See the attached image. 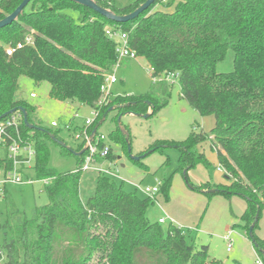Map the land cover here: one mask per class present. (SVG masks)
I'll return each instance as SVG.
<instances>
[{
  "label": "trees",
  "instance_id": "1",
  "mask_svg": "<svg viewBox=\"0 0 264 264\" xmlns=\"http://www.w3.org/2000/svg\"><path fill=\"white\" fill-rule=\"evenodd\" d=\"M95 1L122 16L145 0H133L124 7H116L112 0ZM21 2L0 0V20ZM158 4L170 10H154ZM67 10L78 17L66 14ZM110 27L127 35L129 50L147 63L152 79L177 74L182 98L201 117L214 119L208 133L192 129L181 142H154L136 156L162 154L165 148L177 147L178 169L184 171L188 182L187 172L195 164L211 166L198 151L208 142L229 181L228 185L213 186L218 189L213 193L245 200L238 227L248 237L253 225L252 238L248 239L257 254H264V240L254 235L264 210V0H156L126 23L108 21L69 0H31L17 21L0 29V117L13 109L26 111L34 128L28 129L22 118L20 131L34 145L32 173L36 181L48 180L44 190L49 202L36 207L30 218L17 211L6 214L0 223V264H223L209 256L207 246H197L194 231L150 222L146 212L153 201L135 190H124L107 176L96 173L93 194L83 202L79 188L86 153H74L82 150L84 141L78 140L75 149L58 146L49 133L66 145L58 136L60 130L43 127L36 109L17 97L18 80L25 77L35 86L47 83L48 95L54 101L96 110L103 96L100 87L104 75L116 62V43L105 35ZM27 39L32 43L27 44ZM17 43L23 47L6 57L3 46ZM228 54L231 69L219 70ZM164 105L151 101L147 94L111 96L90 126L70 120L65 129L73 136H82L97 127L98 136L108 109L124 106L112 111L116 113V129L106 138L110 148L106 160L112 161V144L130 154L129 136L121 133L117 117L125 113L145 115L149 107L153 115ZM103 117L104 122L98 125ZM49 143L57 145L62 156H73L76 169L58 173L50 168ZM102 145L104 141L98 148ZM142 159L130 160L149 173ZM11 165L5 156L0 159V170ZM169 187L170 178L161 180L158 196L165 201ZM211 187L205 183L197 189L213 194L208 191Z\"/></svg>",
  "mask_w": 264,
  "mask_h": 264
},
{
  "label": "rangeland",
  "instance_id": "2",
  "mask_svg": "<svg viewBox=\"0 0 264 264\" xmlns=\"http://www.w3.org/2000/svg\"><path fill=\"white\" fill-rule=\"evenodd\" d=\"M112 1L117 7L133 2V0ZM154 9L164 10L159 4ZM65 13L74 19L78 17L74 11L67 10ZM6 47L7 45H4L3 50ZM230 60L231 56L228 54L226 62L219 67V70H230ZM115 77L117 82L110 88L113 97L147 94L151 101L165 105L148 118L127 113L121 115V125L129 136L130 154L127 156L120 146L112 144V157L116 160L112 162L115 165H111L110 170L123 181L118 178L112 180L122 185L124 190L134 191L130 183L138 182L143 187H153L164 178H170L168 201L158 196L147 209L146 217L150 222L161 224L160 218L172 217L179 223L194 226L197 246H207L209 256L223 264H233L236 261L241 264H254L256 260L264 264V254H257L247 235L238 227L241 224L240 217L245 210V200L241 196H232L228 199L220 193H213L218 190L213 186L228 185L229 181L223 177L222 172L216 170L218 163L208 142L202 144L198 151L203 153L206 159L209 158L211 166L208 168L203 164H195L187 172L188 182L183 177L184 171L181 172L178 169L180 149L177 147H168L163 149L162 154L153 152L143 158L141 162L149 167V173L139 169L137 164L130 160V156H136L145 151L154 142H181L188 137L192 129L208 133L214 125L213 117H201L187 104L181 96L178 78L172 77L169 81L161 82L153 81L147 63L141 58L124 60L115 71ZM160 78L164 79V77ZM18 84L20 90L17 92V97L36 109V118L41 125L53 131L59 129L58 136L68 148L75 149L78 140H75L73 134L68 133L65 127L70 120L83 126L84 119L90 117V109L75 103H62L50 99L47 83L35 86L27 78L21 77ZM31 93H34L36 97L31 98ZM75 114L77 117L74 116ZM115 115V112L108 114L105 122L99 127L98 134L108 138L115 131L116 125L113 121ZM36 118L33 120L37 124ZM53 121L57 123V127L51 128L50 123ZM3 156L4 152L0 150V158ZM166 158L168 161L165 164ZM110 162H105L103 167H108ZM48 165L58 173L71 172L77 167L75 158L62 156L59 147L54 143H49ZM26 173L32 183H28L25 179L22 183L6 182L1 186L0 223L4 222L7 213L17 211L26 218H30L36 207L48 204L43 182L35 180L32 170ZM95 178V172L89 171L82 174L79 191L83 202L93 194ZM1 180H3V173L0 170ZM200 182L211 185L212 189L208 191L213 194H206L204 192L207 190L197 189L202 185ZM137 194L143 197L141 193L137 192ZM167 224L168 222L165 221L161 226L165 228ZM229 230H232L230 235L232 251L226 250L228 241L224 239ZM254 235L264 240V210L260 214ZM1 243L2 233L0 232Z\"/></svg>",
  "mask_w": 264,
  "mask_h": 264
},
{
  "label": "built area",
  "instance_id": "3",
  "mask_svg": "<svg viewBox=\"0 0 264 264\" xmlns=\"http://www.w3.org/2000/svg\"><path fill=\"white\" fill-rule=\"evenodd\" d=\"M110 1V0H107ZM164 1V0H163ZM105 35L116 43L115 47V55H116V62L115 65L112 67L111 71L104 75L103 83L100 87V92L102 93V99L98 104V108L96 110L90 111V117H87L84 120V126H90L95 119L99 116V108L102 106H106L111 98L110 88L117 82V78L115 77V71L118 69L120 63L123 60H135L137 56L134 52H131L128 47V39L127 35L123 33L119 28L110 27L105 30ZM27 44H31V39L26 40ZM23 45L21 43H17L14 46H7L4 49L5 56L10 58L17 50L21 49ZM175 77L177 78V74H169L164 77L162 80L161 78H153V81H169L170 78ZM31 98H35L36 95L34 93L30 94ZM77 117V114L74 115ZM22 122V115L20 112L13 113L9 117L0 120V150L4 152V156L7 160L11 161V168L1 172L3 173V180L0 181V188L6 182L12 183H22L23 180L27 179L28 183H32V180L27 178L26 172L28 170H32L34 166L35 160V149L32 142L28 139L22 137L20 131V124ZM50 125L52 127H56V122H51ZM89 135L84 131L82 136L75 135V140H83L84 144L87 143V149L85 151L86 156L84 158L81 172H95L101 174L103 176H107L111 179L118 178L119 180L123 181L116 173L114 174L110 167L111 165H115L110 162L108 167H103L104 163L109 161L106 160L107 156L109 155L110 148L109 144H107V139L104 135L100 134L98 136L94 135L92 141L89 142L88 140ZM100 141H104V145L101 148H98V144ZM3 156V157H4ZM102 160L101 162L97 163V160ZM77 171V170H76ZM74 171V172H76ZM217 171L223 173L224 170L222 167H217ZM43 184H47L48 180H43ZM134 187V190L141 193L145 198L150 199L151 201H156L159 193V186L160 183H157L153 187H143L140 184L130 183ZM161 224L165 222V218H160L159 221ZM173 225V223H172ZM175 226V225H174ZM178 230H193L191 228H181L175 226ZM230 235H232V230L228 231V235L224 237L225 240L228 241L226 250L230 251L232 247H230ZM254 264H263L261 261L256 260Z\"/></svg>",
  "mask_w": 264,
  "mask_h": 264
},
{
  "label": "water",
  "instance_id": "4",
  "mask_svg": "<svg viewBox=\"0 0 264 264\" xmlns=\"http://www.w3.org/2000/svg\"><path fill=\"white\" fill-rule=\"evenodd\" d=\"M31 0H22V2L15 8V10L7 15L5 18L0 20V29L4 28L10 24H12L13 22L17 21L19 16L23 13V9L27 6V4L30 2ZM75 4H78L80 6H83L85 8H88L90 10H92L93 12L99 14L100 16H102L103 18H105L108 21H112L115 23H126L128 21H132L135 18H137L140 14H142L145 10H147L151 5H153L155 3L156 0H145L144 3L140 4L138 8H136L133 12L126 14V15H116L113 11H111L110 9H105L100 7L95 0H69ZM147 104L149 105V102H147ZM125 107H128L129 104H125ZM124 106H112L108 109V113L115 111L117 109H121ZM20 112L22 114V118H23V123L24 125L28 128V129H33L34 126L32 124H30L27 121V115H26V111L23 108H19V109H13L9 112H7L6 114L2 115L0 117V120L5 118L8 115H11L15 112ZM130 115H135V116H140L143 118H148L152 115L151 113V109L149 107L148 112L145 115H139V114H135V113H127ZM105 118H101V120L98 122V125L102 124L104 122ZM121 115H119L116 119L117 122V126L120 129L121 133H123L124 135H127L125 130L123 129L122 125H121ZM39 129V128H38ZM41 130V129H40ZM97 127H95L92 132L89 135V142L92 141L95 133H96ZM50 139L57 144L58 146L64 147V148H68L63 142L59 141L58 139H56L52 134L49 133ZM88 144L85 143L82 150L79 151L78 153H74L75 156H81L87 149ZM128 152H130L129 146H128ZM151 152V151H150ZM149 152V153H150ZM146 155H141V156H130V159L133 161H139L140 159L144 158ZM252 230H253V225L249 228V232H248V237L249 239L252 238Z\"/></svg>",
  "mask_w": 264,
  "mask_h": 264
},
{
  "label": "crops",
  "instance_id": "5",
  "mask_svg": "<svg viewBox=\"0 0 264 264\" xmlns=\"http://www.w3.org/2000/svg\"><path fill=\"white\" fill-rule=\"evenodd\" d=\"M114 3V2H113ZM114 5H115V3H114ZM116 6V5H115ZM126 6V5H125ZM117 7V6H116ZM121 7H124V6H121ZM154 10H156V11H169L170 10V8L169 9H164V10H157V9H154ZM126 60H128V59H126ZM124 61V60H123ZM122 61V62H123ZM128 61H130V60H128ZM122 62L120 63V65L122 64ZM120 65H119V67H120ZM130 115V114H129ZM87 118V117H86ZM85 118V119H86ZM75 123V122H74ZM77 125H80L79 123H76ZM211 149V148H210ZM212 150V149H211ZM216 156V155H215ZM2 158V157H1ZM0 158V159H1ZM209 159V158H208ZM116 159H115V157H112V161L111 162H114ZM217 160V159H216ZM217 170V169H216ZM218 172H220V171H218ZM222 174V173H221ZM136 184H141V183H138V182H136ZM200 184H202L201 182H200ZM203 184H205V183H203ZM168 201V200H167ZM162 218H164V217H162ZM165 221H167L168 222V224L169 223H173V225H175V226H178V227H181V228H185V227H188V228H191V229H193L194 228V226H192V225H187V224H182V223H179V222H177V221H175L172 217H165ZM196 228V227H195ZM196 230L198 231V228H196ZM192 231H194V230H192ZM195 232V231H194ZM231 251H232V249H231Z\"/></svg>",
  "mask_w": 264,
  "mask_h": 264
}]
</instances>
